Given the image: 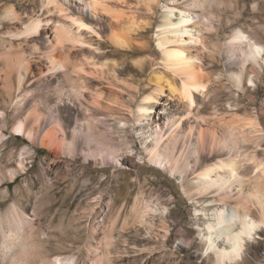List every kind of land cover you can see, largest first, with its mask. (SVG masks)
<instances>
[{
  "label": "rangeland",
  "instance_id": "1",
  "mask_svg": "<svg viewBox=\"0 0 264 264\" xmlns=\"http://www.w3.org/2000/svg\"><path fill=\"white\" fill-rule=\"evenodd\" d=\"M56 4L0 0V132L5 135L0 138V222L7 225L5 216L14 204L18 213L27 215L34 224L33 231L42 241L38 251L50 258L74 256L73 264H93L97 260L94 249L106 246L103 243L110 235L114 237L112 258L119 264H219L212 250L207 251L202 235L217 197L196 192V172L231 155L254 176L258 163L253 155L264 159V68L259 76L248 70L243 88L230 78L231 69L240 70L243 57L231 44L233 31L241 28L264 44V0H60L64 10ZM171 6L174 19L184 14L180 8L188 10L191 20L181 34L190 51L199 56L206 87L197 90L193 112L189 113L187 101L173 94L165 82L150 115L136 121L130 109H135L141 95L155 85L156 74L180 81L162 65L157 45L162 15ZM9 7L18 12L17 17L5 13ZM76 14L84 17L91 30L82 29L83 42H62L59 32L70 26L71 16ZM31 19L40 20L39 31L27 30ZM112 30L131 33L133 45L114 44ZM50 53L67 68L73 70L78 61L89 71L85 73L88 88L80 92L86 99L101 102L89 118L97 126L96 137L104 142L101 150L93 149L95 161L81 155H58L38 138L14 131L35 100L46 113L53 114V119L56 114L57 118H67L69 107L80 104L73 89L51 102V94L57 93L61 83L64 88L74 84L80 88L83 82L76 78L79 82L75 83L73 74H62L66 68L61 65L59 73L48 70ZM10 56L26 58L28 67L21 68V87L15 68L7 64ZM252 76L253 84L247 80ZM19 97L24 98L20 107L16 104ZM183 114L190 118L183 120L178 132L192 129V146L199 129L218 131L225 143L218 147L219 152L208 147L200 164L189 152L187 157L191 156L195 166L186 175L171 173L147 159L156 123L164 126L168 115ZM180 147L173 137L164 141L161 149L172 157ZM107 150L113 153L110 159L119 158V166L99 159ZM21 160L25 171H18L12 179L11 172L19 170ZM136 203L141 209L151 205L148 230L136 219ZM248 204L258 216L257 207L251 201ZM229 264H264V226L248 238L243 257Z\"/></svg>",
  "mask_w": 264,
  "mask_h": 264
},
{
  "label": "bare ground",
  "instance_id": "2",
  "mask_svg": "<svg viewBox=\"0 0 264 264\" xmlns=\"http://www.w3.org/2000/svg\"><path fill=\"white\" fill-rule=\"evenodd\" d=\"M44 1L47 2V5L50 3H57L55 7L59 10H64L63 4H58L60 0ZM63 1L65 2L66 0ZM148 1L150 2L151 0ZM172 8H174V6H171V9H166L162 15L159 25L162 30L159 32L157 45L162 52V65L178 75L180 81L165 79L162 73L156 74L155 76L157 78L155 85L141 95L135 109H130L136 121H141L142 118H147L150 115L151 109H154V102L160 97L165 87V82L173 94L187 101V110L189 113L193 112L197 90L200 88L204 90L206 87V82L203 81L204 74L202 73V67L200 62L197 61L199 56L190 51L189 46L183 41V35L181 34V32H186L184 28L185 23L191 20V17L187 14L188 10L180 8L184 14H181L178 19H174L172 16ZM8 12H12V18L18 16V12L10 7L5 9V13ZM81 23L87 25L82 15L76 14V16H71L70 26L62 28L59 32L61 41L77 44L86 40L83 37V28L80 27ZM27 24H29V29L27 30H31L30 32L39 31L41 26L40 20L38 19H31ZM73 28L76 30L74 31ZM112 36L113 43L120 47H131L135 41L131 33L125 35L112 30ZM231 37V44L238 47L239 53L241 57H243L242 59L239 57L241 60L235 57L241 61V67L240 70L231 69L230 78L233 79L238 87L243 88L248 70L255 76H259L261 69L264 68V44L254 39L253 36L246 34L241 28L234 30ZM229 55L230 57L228 56V59L232 58L231 54ZM48 59L50 60V66L49 64L47 66L48 70H54L55 73L58 71L61 72V70L58 69L61 65L66 68L61 72L62 74H73L76 76L74 77L75 80L77 78L83 82V85L80 84V88L76 87L75 84L70 85L68 88H64L60 86L62 83L60 85L58 83V88L55 86L57 88V93L51 94V102L55 103L56 97L61 98V96L65 94V91L67 93L68 89H73L79 95L78 99L80 104L78 107H69V115L67 118L60 116L57 118L56 114L53 119V117H51L53 114L46 113L44 107L39 106V103L35 100L32 104L30 103L31 107L27 109L26 113L28 114L26 118H20L14 125V131L26 134L32 139L38 138L43 146L49 147L51 151L58 155L73 154L72 156L74 157L81 155L82 158L87 161H95L97 159L95 157L97 153H95L96 151H93V149L96 148L97 150L102 148V143L104 142L96 137L97 133L94 130L97 126L92 125L89 118L90 116L92 118V115L96 114L97 110L100 109L101 102L99 99H86L80 92V90L88 88V80L85 73H89V71L78 61L74 62L72 65L71 68H73V70L67 68V65L52 53L48 55ZM7 61H9L7 64L15 68L16 76L18 77V85L21 87L24 81L21 68L23 66L28 67L25 63L26 58L20 57L16 59V57L10 56ZM52 76L56 77L54 75ZM247 80H249L251 84L254 83L253 76ZM77 81L78 80H76L75 83ZM65 95L64 97H66ZM23 97L27 96L24 95ZM23 97L16 99L17 106L20 107L23 104ZM77 97L74 99H77ZM68 103L72 102L67 101V104ZM61 104L58 106L60 107ZM64 104L67 106L66 103ZM48 105L50 106V104ZM47 107L46 109H48ZM52 113H55V111H52ZM62 114L63 113L60 115L62 116ZM188 118H190L189 115L187 116L185 114L181 116L168 115L167 120L164 122V126L156 123L154 127L156 129L152 131L150 135L154 143L152 146L148 147L147 159L149 162L159 167H167L171 173L179 172L186 175L190 170H193L195 166V164L193 165L191 162V156L187 157L189 152L195 157L197 164H200L202 162V153H205L208 147L216 152L220 151L221 145L225 143H223L224 137L219 134L218 131L209 132L204 129H199L197 142L194 143L193 146L191 139L193 134L192 129L184 133L178 132L179 128L182 126L183 120ZM68 122L72 124H69V126L67 124ZM244 135L246 134L244 133L242 136ZM3 136H5L4 133L0 132V138H3ZM173 137L176 138L177 142H180L181 147L177 150L176 155L171 157L162 151L161 146H163L164 141L170 140ZM173 151H175V149H173ZM112 154L111 151L107 150L106 154H99V159L104 163L106 160L108 164L119 166V158L116 160L109 158ZM185 155L186 157L184 158ZM253 160L258 163V170L254 176L249 175V168L244 167L245 169H242V166L238 164L237 158L231 155L228 157L223 156L215 164L207 165L208 163H206L207 166L201 168L199 172H196V192L202 196L212 194V196L214 195L217 197V199H215L217 206L209 212L210 216L207 221H205V229L202 235L205 244H207V251L212 250L219 264L235 263L236 260L243 257L248 238L257 233L258 230L264 226V159L254 154ZM19 167V170L11 172L12 179L18 175V171H25L24 160L19 162ZM200 167H202V165ZM1 181L2 178L0 177V182ZM249 201L257 207L259 212L258 216L248 207ZM150 206L151 205L148 203L144 209H141L136 203L133 210L135 211L136 219H138L147 230L148 227L151 226L150 222L152 219L151 217V219L149 218V215L152 213H150V210H152ZM203 212L207 214L204 208ZM5 217L8 220L7 225L0 222V242L2 243H0L1 264H73L75 262L76 259L74 256H57L50 258L42 254L40 250L38 251L42 241L40 242L38 240V235L36 236V233L33 231L36 230L33 228L34 224L32 225L31 219L27 215L18 213L14 204L11 205ZM253 225H255V227H252ZM92 237V239L95 240V236L93 235ZM112 238H114L113 235L106 237V241L103 243L106 245L104 246L105 248L101 245L102 247L98 246L94 249L97 260L94 261L93 264H119L112 258L113 252L110 247Z\"/></svg>",
  "mask_w": 264,
  "mask_h": 264
},
{
  "label": "snow or ice",
  "instance_id": "3",
  "mask_svg": "<svg viewBox=\"0 0 264 264\" xmlns=\"http://www.w3.org/2000/svg\"><path fill=\"white\" fill-rule=\"evenodd\" d=\"M37 26H38V25H37ZM80 27H81V28H88V30H91V29L89 28L88 25L83 24V23L80 24ZM252 227H255V225H253Z\"/></svg>",
  "mask_w": 264,
  "mask_h": 264
}]
</instances>
